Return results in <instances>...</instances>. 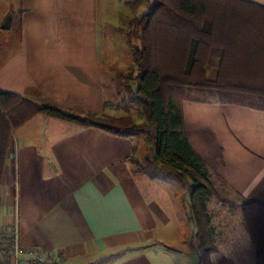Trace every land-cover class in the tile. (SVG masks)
<instances>
[{
    "label": "crops",
    "instance_id": "crops-1",
    "mask_svg": "<svg viewBox=\"0 0 264 264\" xmlns=\"http://www.w3.org/2000/svg\"><path fill=\"white\" fill-rule=\"evenodd\" d=\"M247 1L264 6V0ZM122 6L121 24L112 27L130 54L125 31L137 14L132 0H0V90L77 113L110 112L105 55L112 54L114 65L119 49L106 46L104 23ZM7 14L11 25L2 29ZM232 101L220 95L184 99V129L234 196L264 202V108ZM11 140L0 228L16 223L22 246L60 264H201L181 185L159 180L158 172H134L149 156L142 136L36 113L13 128ZM223 218L225 232L212 257L253 260L248 233L229 212Z\"/></svg>",
    "mask_w": 264,
    "mask_h": 264
},
{
    "label": "trees",
    "instance_id": "trees-1",
    "mask_svg": "<svg viewBox=\"0 0 264 264\" xmlns=\"http://www.w3.org/2000/svg\"><path fill=\"white\" fill-rule=\"evenodd\" d=\"M139 1L132 0L134 10ZM125 34L133 63L126 86L135 116L124 105L117 108L122 115L77 113L0 90V195L12 130L36 113L114 135H140L149 156L134 172H158L181 185L200 261L211 264L219 252L220 232L208 211L217 198L230 208L238 204L241 225L254 245V264H264V202L238 198L235 203L220 193L218 187H228L190 145L182 114L184 99L210 95L264 108V6L247 0H151L142 14L128 19ZM217 264L238 262L221 255Z\"/></svg>",
    "mask_w": 264,
    "mask_h": 264
},
{
    "label": "rangeland",
    "instance_id": "rangeland-1",
    "mask_svg": "<svg viewBox=\"0 0 264 264\" xmlns=\"http://www.w3.org/2000/svg\"><path fill=\"white\" fill-rule=\"evenodd\" d=\"M151 0H140L139 3L141 4L135 13L139 14L141 11L144 10L145 4H147ZM108 3H110V0H107ZM127 8H124L122 6V9L120 7L119 11H117L114 14V17L112 18L109 17L108 14V19L104 23V35H105V41H106V46L110 49V44H114L118 49L119 53H116L114 56L113 61H115L114 65L112 64V54L105 55V68H104V83L106 86V93L108 97V107L110 112L112 114V110L116 108L115 114L117 113L118 115H122L123 111L117 110V108H122L123 105L126 107V109H129L130 114L135 116L136 111H137V106L135 103H133L129 97V91L127 89V79H129L131 75V69L133 67L132 63V55L131 53L129 54L127 51L124 50V41H123V36L120 31H117V29L114 30L112 26H120L121 24V19L120 16L123 15L124 10ZM110 39L113 40L110 41ZM110 42V44H109ZM110 55V56H109ZM111 57V58H110ZM213 76V74L211 75ZM127 78V79H126ZM132 85H134L132 83ZM210 96H215V95H210ZM209 97V96H205ZM225 97V96H222ZM147 154H149L147 152ZM144 161V159H143ZM143 161H139L143 163ZM157 177H159V180H170L178 185L175 180L169 178L166 175H162L160 173L155 174ZM220 193H222L225 197H229L232 201L237 203L238 198L234 196L228 189L225 187H218ZM170 190H173L174 187H169ZM174 195V194H173ZM208 211L211 214L212 218V223L216 225L218 233L223 234L225 232V221L223 218V212L227 211L229 212V216H231L236 224L240 229L244 230L242 225H241V220H240V214H239V206L238 204H235L233 208H230L228 204L222 203L219 201L217 198H212L210 202L208 203ZM245 231V230H244ZM122 254V253H121ZM121 254H118L117 256H121ZM220 257V256H219ZM218 258H213L212 257V263L211 264H217ZM246 258V257H245ZM253 259V257L251 258ZM246 261L241 264H254L253 260H249L248 258L245 259ZM177 264H182V262H177ZM201 264H204L201 262ZM238 264H240L238 262Z\"/></svg>",
    "mask_w": 264,
    "mask_h": 264
},
{
    "label": "built area",
    "instance_id": "built-area-1",
    "mask_svg": "<svg viewBox=\"0 0 264 264\" xmlns=\"http://www.w3.org/2000/svg\"><path fill=\"white\" fill-rule=\"evenodd\" d=\"M58 257L47 256L35 247H24L15 223L9 228H0V264H55Z\"/></svg>",
    "mask_w": 264,
    "mask_h": 264
},
{
    "label": "water",
    "instance_id": "water-1",
    "mask_svg": "<svg viewBox=\"0 0 264 264\" xmlns=\"http://www.w3.org/2000/svg\"><path fill=\"white\" fill-rule=\"evenodd\" d=\"M10 25H11V16H10V14H7L1 23V28L2 29H9Z\"/></svg>",
    "mask_w": 264,
    "mask_h": 264
}]
</instances>
